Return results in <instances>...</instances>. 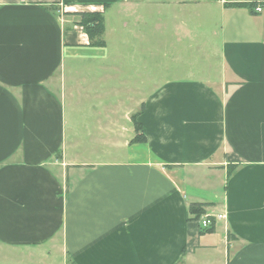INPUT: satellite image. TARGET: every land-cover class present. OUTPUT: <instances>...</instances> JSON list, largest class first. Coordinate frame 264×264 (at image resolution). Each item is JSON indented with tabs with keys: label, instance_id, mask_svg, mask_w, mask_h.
<instances>
[{
	"label": "crops",
	"instance_id": "obj_1",
	"mask_svg": "<svg viewBox=\"0 0 264 264\" xmlns=\"http://www.w3.org/2000/svg\"><path fill=\"white\" fill-rule=\"evenodd\" d=\"M0 264H264V0H0Z\"/></svg>",
	"mask_w": 264,
	"mask_h": 264
},
{
	"label": "rangeland",
	"instance_id": "obj_2",
	"mask_svg": "<svg viewBox=\"0 0 264 264\" xmlns=\"http://www.w3.org/2000/svg\"><path fill=\"white\" fill-rule=\"evenodd\" d=\"M171 37H174L172 34ZM175 41V40H174ZM112 43V40H111ZM190 53V54H189ZM205 53L197 54L194 51L189 49H184L183 47H170V55L168 58L163 59V66H164V73L168 72L170 77L180 76L185 77L182 75L189 74L194 77H201V76H209L212 71L210 70L211 64L206 63L207 61L204 60ZM161 57V56H158ZM167 62H168V69H167ZM156 65H160V69L158 70L155 68ZM161 64H154V72L156 74H160L161 72ZM193 73V74H191ZM124 79L105 77L101 82H104L105 85H102L106 90L107 94L105 97H112V93L108 94V91L113 90L111 87H115V85H124L122 82ZM160 80H155L157 83Z\"/></svg>",
	"mask_w": 264,
	"mask_h": 264
},
{
	"label": "trees",
	"instance_id": "obj_3",
	"mask_svg": "<svg viewBox=\"0 0 264 264\" xmlns=\"http://www.w3.org/2000/svg\"><path fill=\"white\" fill-rule=\"evenodd\" d=\"M80 16L79 23L83 25L86 32L90 38V45L92 46H105V41L103 39V34L105 31V20L104 15L101 12H80L78 14ZM136 130L139 131L140 127L137 125ZM144 137L137 134L133 141L143 140ZM237 168L236 164H231L229 166V175H231L235 169ZM211 205L206 203L194 202L190 205V213L194 216L193 218L198 220L205 212V206ZM213 227V226H212ZM212 227L208 229L210 231L213 230Z\"/></svg>",
	"mask_w": 264,
	"mask_h": 264
},
{
	"label": "built area",
	"instance_id": "obj_4",
	"mask_svg": "<svg viewBox=\"0 0 264 264\" xmlns=\"http://www.w3.org/2000/svg\"><path fill=\"white\" fill-rule=\"evenodd\" d=\"M223 2H228L229 0H222ZM257 11H261V7L258 6L256 8ZM225 215L222 213L219 214H211V213H206L201 216L200 218V223L203 227H211L217 220L224 218Z\"/></svg>",
	"mask_w": 264,
	"mask_h": 264
}]
</instances>
